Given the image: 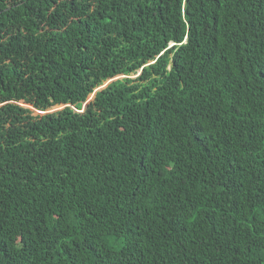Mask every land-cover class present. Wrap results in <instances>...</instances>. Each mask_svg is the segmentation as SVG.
Segmentation results:
<instances>
[{"label": "trees", "instance_id": "1", "mask_svg": "<svg viewBox=\"0 0 264 264\" xmlns=\"http://www.w3.org/2000/svg\"><path fill=\"white\" fill-rule=\"evenodd\" d=\"M0 264H264V0H0Z\"/></svg>", "mask_w": 264, "mask_h": 264}, {"label": "water", "instance_id": "2", "mask_svg": "<svg viewBox=\"0 0 264 264\" xmlns=\"http://www.w3.org/2000/svg\"><path fill=\"white\" fill-rule=\"evenodd\" d=\"M114 79V78H113ZM113 79H109V80H107L102 86H100L99 88H101V87H104L107 83H109L111 80H113ZM92 96H93V94H92ZM60 108V107H59Z\"/></svg>", "mask_w": 264, "mask_h": 264}, {"label": "rangeland", "instance_id": "3", "mask_svg": "<svg viewBox=\"0 0 264 264\" xmlns=\"http://www.w3.org/2000/svg\"><path fill=\"white\" fill-rule=\"evenodd\" d=\"M132 76H136V74H133ZM117 77V76H116ZM25 105V104H24ZM27 106H29V105H27ZM56 108H59V106H53V108L52 109H56ZM35 112H37V111H35Z\"/></svg>", "mask_w": 264, "mask_h": 264}, {"label": "clouds", "instance_id": "4", "mask_svg": "<svg viewBox=\"0 0 264 264\" xmlns=\"http://www.w3.org/2000/svg\"><path fill=\"white\" fill-rule=\"evenodd\" d=\"M93 96L91 95L90 97H89V99H91Z\"/></svg>", "mask_w": 264, "mask_h": 264}]
</instances>
